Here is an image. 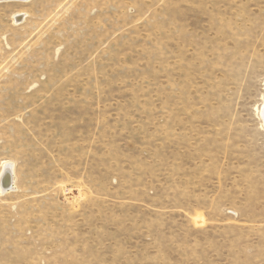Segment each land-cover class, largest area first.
Returning a JSON list of instances; mask_svg holds the SVG:
<instances>
[{"label": "rangeland", "instance_id": "374dc122", "mask_svg": "<svg viewBox=\"0 0 264 264\" xmlns=\"http://www.w3.org/2000/svg\"><path fill=\"white\" fill-rule=\"evenodd\" d=\"M263 107L264 0L0 2V264H264Z\"/></svg>", "mask_w": 264, "mask_h": 264}, {"label": "bare ground", "instance_id": "6f19581e", "mask_svg": "<svg viewBox=\"0 0 264 264\" xmlns=\"http://www.w3.org/2000/svg\"><path fill=\"white\" fill-rule=\"evenodd\" d=\"M18 1H22V0H18ZM0 2H17V0H0ZM15 18L18 21H20L21 19H23V15L18 14V15H16ZM261 115H262V118L264 120V107L262 109ZM14 182H15V175L13 172V167L11 165H8L5 167L3 173L1 174V177H0V188H1V190L3 192H5L6 190H9V188H11V187L14 189Z\"/></svg>", "mask_w": 264, "mask_h": 264}]
</instances>
